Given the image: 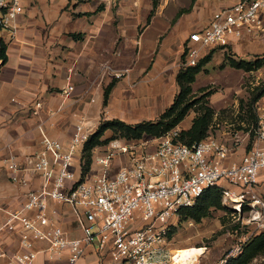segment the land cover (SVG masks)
Wrapping results in <instances>:
<instances>
[{"label": "built area", "instance_id": "2783aa9c", "mask_svg": "<svg viewBox=\"0 0 264 264\" xmlns=\"http://www.w3.org/2000/svg\"><path fill=\"white\" fill-rule=\"evenodd\" d=\"M24 0H0V29L15 39V20L23 11ZM264 37V0H227L213 11L206 28L189 34L184 66H195L205 49L228 48L242 41ZM117 73V77L125 73ZM72 86L63 88L66 97ZM40 104H37L39 106ZM172 129L148 141L113 140L104 154L93 156L101 168L90 177L75 171L76 153L91 135L83 121L75 125L67 143L41 132L40 148L27 155L22 164L13 154L0 150V166L9 172L15 185L28 187L24 204L5 210L0 221V264H32L36 242L47 244L50 257L66 253L70 264L84 254L86 245L97 243L106 254V264H179L180 250L167 249L168 220L183 208L192 207L210 187L220 191L221 205L245 227L264 229V195L258 192L264 172V128L254 130L251 147L239 162L230 160L234 151L208 136L190 146ZM122 157L117 166L113 162ZM41 176L42 186L29 188L26 173ZM73 207L81 226V238L67 237L55 222V210L45 199ZM193 225V222H189ZM93 230V232H92ZM18 233L25 252L9 254L5 237ZM242 253L235 247L218 264Z\"/></svg>", "mask_w": 264, "mask_h": 264}, {"label": "crops", "instance_id": "0c3cea01", "mask_svg": "<svg viewBox=\"0 0 264 264\" xmlns=\"http://www.w3.org/2000/svg\"><path fill=\"white\" fill-rule=\"evenodd\" d=\"M183 1L157 0L153 7L152 0H24L15 20L16 38L0 29V49L4 46L6 55L0 56V150L22 164L39 150L42 131L67 143L81 121L92 134L103 120L124 121L126 116L132 118L124 121L129 124L156 120L169 107L167 89L172 102L178 94L175 77L189 34L206 28L213 11L227 0H188L186 11ZM122 68L127 71L117 77ZM67 86L72 90L65 97L61 91ZM232 155L231 161H240L232 160ZM75 159L79 168L80 154ZM119 163L115 160L113 165ZM25 176L30 189L42 186L40 175ZM263 182L261 172L260 185ZM27 189L13 184L0 166V221L5 210L24 204ZM45 203L57 212L55 222L67 237L83 236L72 206L50 198ZM4 245L9 254L26 251L19 246L17 232L7 235ZM46 247L45 242L34 244L32 264H70L66 253L50 257ZM107 261L93 242L73 264Z\"/></svg>", "mask_w": 264, "mask_h": 264}, {"label": "rangeland", "instance_id": "374dc122", "mask_svg": "<svg viewBox=\"0 0 264 264\" xmlns=\"http://www.w3.org/2000/svg\"><path fill=\"white\" fill-rule=\"evenodd\" d=\"M182 6H184L182 11H186L189 6L188 0H184ZM179 33L180 29L177 26V37ZM263 38H260V40L251 39L243 43L239 42L236 49H234L235 47L232 48L234 45L225 50L219 49L220 47L210 48L208 51L210 59L202 67L199 74L196 75L195 81L192 84L195 99L204 93V91L202 92L203 89H206V93L208 92L206 101L214 112L208 135L231 151H234L232 160H235L236 157L238 159L239 157L241 158L247 151V148L251 146L254 139V130L258 126L264 128V95L258 98L253 106L254 113L257 116V127L255 129L251 128V125L248 123L247 106L252 93H259L264 88V65L256 71L245 72L230 67L226 61V56L228 54L236 59L244 57V59L250 60H253L257 56H264V41H261L264 40ZM187 43H185L183 49L184 54H186ZM238 45H244L246 50H237L239 48ZM203 54L199 60L208 53ZM185 59L186 55H184V63L182 65L185 64ZM122 69L117 73L123 72L124 69ZM171 93V90L168 88L165 94L167 107L172 103L170 100ZM195 107L187 113L184 120L176 128L182 130L189 126L195 115ZM124 119V121H131L130 119L132 118L126 116ZM112 137V132L105 133L102 139H106V141L94 149L92 160L95 153L104 154L106 152L111 141H113ZM156 138L158 137L146 136L135 141H148L152 149L156 143ZM122 141L131 142L133 140ZM78 156L79 153H76L75 157ZM116 161H122V157ZM73 163L75 171L78 172L77 160L75 159ZM100 172L101 168L93 163L89 173L90 177L98 175ZM260 187L263 193L261 194L264 195V182ZM168 224L174 227L171 235L166 236L167 249L177 251L190 247L202 249V254H200L194 264H218L232 248H242L243 253L254 238L264 234V229H256L253 225L245 227L241 223V219L233 218L223 206L221 209H211L209 216L204 218L200 223L193 222V225H189V222L186 220L177 223V218L172 217L168 220ZM250 253L251 257L247 264H264V246L253 248ZM241 254L232 259L238 258Z\"/></svg>", "mask_w": 264, "mask_h": 264}, {"label": "trees", "instance_id": "16d2710c", "mask_svg": "<svg viewBox=\"0 0 264 264\" xmlns=\"http://www.w3.org/2000/svg\"><path fill=\"white\" fill-rule=\"evenodd\" d=\"M153 7L156 6L157 0H152ZM184 53L182 55V62L184 63ZM0 56L2 59L6 58L4 46H1ZM210 54L204 56L195 66L181 65L176 74L175 80L178 86V94L173 100L172 104L153 121H142L136 124H129L119 119L103 120L99 123L96 130L83 143L80 150V167L81 174L85 176L92 166V152L93 150L103 144L106 139H102L106 132H112V139L120 140H139L143 137H160L166 132L175 129L179 125L187 113L195 106V115L192 118L191 124L187 129H182L179 132L178 139L185 145H192L206 139L210 124L213 120V110L207 104L206 93L194 98L192 83L195 77L202 70V67L209 61ZM228 65L235 69H240L245 72L256 71L264 65V56L256 57L254 60L236 59L231 55L226 56ZM109 88L105 89L104 97L108 96ZM264 95V88L259 93H252L250 96L248 106V123L251 128L257 127V116L254 113L253 106L255 102ZM116 133V134H114ZM253 135V134H251ZM249 146L247 150L250 148ZM220 191L216 187L207 188L203 194L197 199L195 205L192 207L183 208L179 212L177 223L182 220L188 222L200 223L204 218L208 217L211 209H221ZM174 226H170L167 232V237L171 235ZM264 246V234H261L253 239L249 246L236 259H230L225 264H247L251 257V250L253 248H261Z\"/></svg>", "mask_w": 264, "mask_h": 264}, {"label": "bare ground", "instance_id": "6f19581e", "mask_svg": "<svg viewBox=\"0 0 264 264\" xmlns=\"http://www.w3.org/2000/svg\"><path fill=\"white\" fill-rule=\"evenodd\" d=\"M200 254H202L201 248L190 247L187 249H181L176 255L179 264H194Z\"/></svg>", "mask_w": 264, "mask_h": 264}]
</instances>
